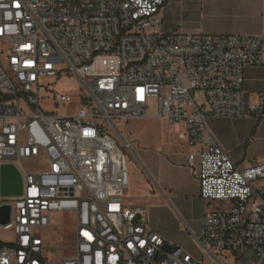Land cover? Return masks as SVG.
I'll list each match as a JSON object with an SVG mask.
<instances>
[{"label":"built area","instance_id":"obj_1","mask_svg":"<svg viewBox=\"0 0 264 264\" xmlns=\"http://www.w3.org/2000/svg\"><path fill=\"white\" fill-rule=\"evenodd\" d=\"M165 2L0 0V168L14 162L24 179L22 196H0L12 206L0 227L14 233L0 242V264H50L39 231L57 212L76 222V253L60 264H264V190L254 186L264 162L237 163L207 122L246 115L244 70L264 63V38L167 32ZM63 75L83 88L70 114L41 104L73 101L51 88ZM249 113L264 119V92ZM152 117L184 125L200 196L231 202L205 214L201 259L139 221L145 207L124 202L130 169L115 134ZM25 159L44 166L25 172Z\"/></svg>","mask_w":264,"mask_h":264},{"label":"crops","instance_id":"obj_2","mask_svg":"<svg viewBox=\"0 0 264 264\" xmlns=\"http://www.w3.org/2000/svg\"><path fill=\"white\" fill-rule=\"evenodd\" d=\"M160 16L162 28L167 32L264 38V0H166ZM243 90L244 117L210 116L207 122L230 156L248 167L264 162V119H256L249 113V105L256 103L264 92V63L245 67ZM170 129L173 139L164 141L157 150L141 147L144 150L138 154L134 151L137 161L129 164L124 202L145 207L146 214L139 215L138 220L193 256L180 244L181 238L197 241L203 232L205 214L228 208L231 202L205 200L200 196L198 168L188 157L197 148L189 147L182 123ZM254 186L264 190V179L257 180ZM251 256L246 252L241 260Z\"/></svg>","mask_w":264,"mask_h":264},{"label":"rangeland","instance_id":"obj_3","mask_svg":"<svg viewBox=\"0 0 264 264\" xmlns=\"http://www.w3.org/2000/svg\"><path fill=\"white\" fill-rule=\"evenodd\" d=\"M52 81L51 88L54 92H64L74 95L72 102L55 105L51 99L44 97L41 104L47 111L58 112L60 114H70L76 111L79 105V97L83 93V88L78 79L73 75H63ZM53 95L51 93L50 97ZM198 99L204 98L202 93H195ZM43 96H46L44 93ZM157 118H137L128 123L123 129V137L115 134L119 146L127 155L129 164L136 162L134 151L157 150L164 141L173 139L172 130ZM130 144V145H129ZM141 148V149H139ZM25 172H34L43 168L41 161L25 159L21 163ZM127 192V191H126ZM40 235L44 238L48 247L44 249L50 264H60L62 259L76 253V222L74 217L66 212H57L52 215V223L49 227L40 229ZM14 239L12 230H4L0 227V242H7ZM180 244L188 249L194 257L201 259L203 254L201 246L196 239L182 237Z\"/></svg>","mask_w":264,"mask_h":264},{"label":"water","instance_id":"obj_4","mask_svg":"<svg viewBox=\"0 0 264 264\" xmlns=\"http://www.w3.org/2000/svg\"><path fill=\"white\" fill-rule=\"evenodd\" d=\"M24 192V179L21 171L14 162L1 165L0 168V196L12 198L22 196ZM11 204L0 205V224L5 226L11 222ZM166 249H169L167 246Z\"/></svg>","mask_w":264,"mask_h":264}]
</instances>
